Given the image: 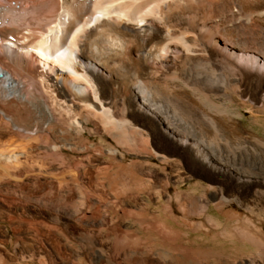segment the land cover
Wrapping results in <instances>:
<instances>
[{"label": "bare ground", "instance_id": "1", "mask_svg": "<svg viewBox=\"0 0 264 264\" xmlns=\"http://www.w3.org/2000/svg\"><path fill=\"white\" fill-rule=\"evenodd\" d=\"M8 6H0V38L15 37L17 47L43 60L0 51V193L37 180L60 188L77 177L75 156L84 170L91 153L107 157L99 175L117 167L150 193L158 188L151 171L142 162L127 169L120 159L139 152L137 141L157 147L168 141L172 152L191 151L192 161L235 191L231 198L221 188L201 196L175 192L183 222L205 217L211 201L223 217H239L226 208L241 205L240 189L250 178L264 180V168L246 170L217 155L195 130L216 122L200 120L195 103L227 109L238 98L264 115V0H9ZM55 45L47 59L43 50ZM179 238L162 228L155 240L181 263L216 258L212 250L179 246ZM254 240L264 256L263 242Z\"/></svg>", "mask_w": 264, "mask_h": 264}, {"label": "rangeland", "instance_id": "2", "mask_svg": "<svg viewBox=\"0 0 264 264\" xmlns=\"http://www.w3.org/2000/svg\"><path fill=\"white\" fill-rule=\"evenodd\" d=\"M204 106L195 103L199 119L205 115L216 122L215 131L206 121L196 127L208 140L205 142L234 166L246 170L257 167V172H263L264 115L250 110L248 103L238 98L228 110ZM160 145L137 141L139 152L125 153L120 159L127 169L142 162L144 169L151 171L150 178L158 188L150 193L142 190L144 182L131 183L117 167L105 177L99 175L98 170L109 163L98 153H91V167L84 170L78 153L71 163L78 172L76 179L60 188L54 182L37 180L1 192L0 253L4 264H264V256L257 253L254 244L255 238L264 244V180L250 178L252 184L240 189L244 191L239 195L241 205L229 203L226 209L237 212L238 218L223 217L211 201L205 217L185 224L175 192L201 196L221 188L231 198L235 191L225 186L227 179L218 172L192 161L191 151L174 153L168 141H160ZM155 152L166 160L156 157ZM187 201H180L184 210L188 209ZM169 214L177 221L168 219ZM7 226L13 240L5 231ZM162 228L178 234L179 246L212 250L216 258H190L184 263L173 259V254L165 251L167 247L155 240Z\"/></svg>", "mask_w": 264, "mask_h": 264}]
</instances>
